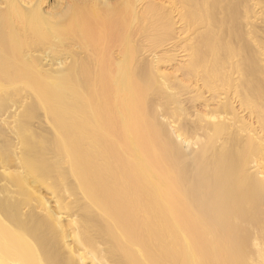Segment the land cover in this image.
<instances>
[{"label":"bare ground","instance_id":"obj_1","mask_svg":"<svg viewBox=\"0 0 264 264\" xmlns=\"http://www.w3.org/2000/svg\"><path fill=\"white\" fill-rule=\"evenodd\" d=\"M0 122V264H264V0H0Z\"/></svg>","mask_w":264,"mask_h":264},{"label":"rangeland","instance_id":"obj_2","mask_svg":"<svg viewBox=\"0 0 264 264\" xmlns=\"http://www.w3.org/2000/svg\"><path fill=\"white\" fill-rule=\"evenodd\" d=\"M171 64H172V62H170V63H169V62H165V63H163L162 67L165 66L164 68H169V67L171 66ZM185 103H186V101H185ZM195 104H196L195 107L199 108V107H198V106H200L199 103H195ZM187 105H188L189 107H192L191 104H188V102H187ZM197 105H198V106H197ZM195 107H192V108H195ZM192 108H191V109H192ZM192 110H193V109H192ZM0 123H1V122H0ZM1 138H2V137L0 136V140H2ZM187 150H190V148H187ZM45 190H46V189L43 188V189H41V192H43V193H42L43 195L45 194V195H44L45 197L49 198V197H50V194H49V192H47V191H45ZM64 216H65V215H64Z\"/></svg>","mask_w":264,"mask_h":264}]
</instances>
